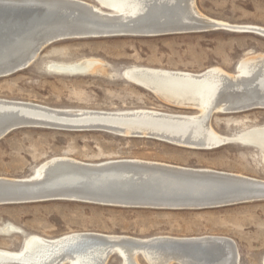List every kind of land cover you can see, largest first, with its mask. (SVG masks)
Masks as SVG:
<instances>
[{"label":"rangeland","instance_id":"obj_1","mask_svg":"<svg viewBox=\"0 0 264 264\" xmlns=\"http://www.w3.org/2000/svg\"><path fill=\"white\" fill-rule=\"evenodd\" d=\"M80 1L94 4L93 0ZM195 7L213 20L264 28V0H195ZM263 53L264 37L241 30L67 39L45 47L28 68L0 77V98L61 110L153 109L196 114L133 85L123 76L124 71L137 67L200 73L219 67L234 74L241 60ZM88 59L100 62L91 74L67 75L47 68L52 63L73 64ZM210 124L217 134L233 136L263 126L264 109L213 114ZM100 132L43 128L13 131L0 140V177H30L40 164L64 156L85 163L138 159L264 180L263 155L253 147L228 144L213 150H192L153 139ZM11 227L19 232L7 231ZM78 232L141 239L222 236L235 242L238 264H262L264 199L183 210L108 207L69 200L0 206V249L18 251L28 236L54 239ZM138 260L147 264L142 258ZM107 264L121 262L112 256Z\"/></svg>","mask_w":264,"mask_h":264},{"label":"bare ground","instance_id":"obj_2","mask_svg":"<svg viewBox=\"0 0 264 264\" xmlns=\"http://www.w3.org/2000/svg\"><path fill=\"white\" fill-rule=\"evenodd\" d=\"M97 1L99 5H89L100 15L102 21L86 24H89L91 28L109 30L116 34L146 35L145 33H150L151 36L153 33L162 31L184 32L182 30L187 28L184 27L186 25L190 26L189 29L191 26L197 29V26L211 25L212 30H241L244 33H253L264 37V28L262 27L231 25L203 16L197 11L195 0ZM98 6H102V8ZM4 11L9 12V9ZM11 11L20 18L28 19L32 13L41 12L42 8L30 7L12 9ZM0 12L2 11L0 10ZM99 64V61L88 59L73 64L52 63L47 68L53 72L67 75L91 74L99 67ZM123 76L137 87L145 90V87L150 88L153 90V94L165 103L183 109L195 110L197 113L176 114L153 109L61 110L30 102L1 98L0 113L14 111L44 124L71 128L69 130L81 131L101 127L105 130H93L122 138L148 139L147 136H151L153 140L192 150H213L223 145L241 144L260 150L264 162V125L246 129L233 136H222L217 134L210 124L213 114L241 113L245 108L248 110L250 108L264 109V53L241 60L237 64L234 74L219 67H211L200 73L134 67L125 70ZM115 162L215 171L138 159L85 163L60 156L52 157L40 164L30 177L13 179L0 177V180L31 181L36 178L42 179L44 171L50 167L82 165L97 167ZM62 170L61 174L56 175L58 179L69 181L76 178L75 171L64 167ZM112 172L114 171H109L108 174L99 173L100 176L91 177L95 184L107 185V183L116 180L119 175L117 171H115L116 174H112ZM149 174H151V183H156L158 178L155 179V177L160 174L149 169L134 176V183L137 185L149 183V178L146 176ZM227 174L243 179L242 182L246 184L259 187V192L252 190L249 194L260 193L259 197H264V180L234 173ZM159 181L165 183V180ZM243 192H247V190ZM9 230L19 232L14 227L7 229V231ZM112 256L119 258L121 264H140L139 258H142L147 264L239 263V253L235 242L222 236L183 238L156 236L141 239L124 235L78 232L54 239L28 236L18 251L0 249V258L17 261V263L0 260V264H107ZM262 261L264 264V257Z\"/></svg>","mask_w":264,"mask_h":264},{"label":"water","instance_id":"obj_3","mask_svg":"<svg viewBox=\"0 0 264 264\" xmlns=\"http://www.w3.org/2000/svg\"><path fill=\"white\" fill-rule=\"evenodd\" d=\"M93 1L94 4L91 5H99L97 0ZM89 4L79 0H0L2 11L0 12V77H7L28 68L35 62L40 52L53 43L67 39L116 34L109 30L91 28L86 24L102 21L100 15ZM30 7H39L42 11L32 13L28 19L20 18L11 11ZM98 7L102 8V6ZM6 9H9V12L4 11ZM184 27H187L182 30L184 32H203L213 29L211 25L197 26V29L192 26L189 29L188 25ZM168 33L171 31L157 32L153 35ZM145 34L150 35V33ZM145 88L154 93L150 88ZM26 128L71 129L44 124L14 111L0 113V140L13 131ZM147 137L151 139V136ZM63 167L75 171L76 178L69 181L58 179L56 175L62 173ZM63 167H50L44 171L42 179L0 180V206L69 200L108 207L183 210L212 209L264 199L259 197L260 193L249 194L252 190L259 192V187L246 184L242 182L243 179L236 176L216 171L126 162L97 167L88 165ZM146 169L160 174L155 177L158 178L156 183H151V174H149L146 175L149 183L135 184L133 177ZM109 171H114L112 174H116L117 171L119 174L113 182L100 185L92 180L93 176H100L99 173L103 172L108 174ZM159 180H165V183ZM129 181L131 183H127ZM244 190L247 192H243ZM0 260L17 263L2 257Z\"/></svg>","mask_w":264,"mask_h":264}]
</instances>
